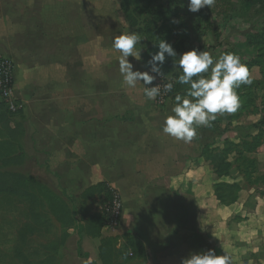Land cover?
I'll list each match as a JSON object with an SVG mask.
<instances>
[{"label":"crops","instance_id":"crops-1","mask_svg":"<svg viewBox=\"0 0 264 264\" xmlns=\"http://www.w3.org/2000/svg\"><path fill=\"white\" fill-rule=\"evenodd\" d=\"M93 1L102 0H0V56L13 63L15 96L23 105V158L14 169L34 160L36 172L43 176L41 170L47 167L50 173L45 171L44 177L78 198L90 187L105 186L91 198L102 194L106 202L111 199L109 214L113 200L121 198L123 212L116 227L107 221L97 236L83 232L78 238L79 251L95 264H102L104 238L114 241L110 264H123L120 250L129 243L135 249L126 264H182L192 253L209 249L224 254L218 231L224 233L223 224L248 210L244 199L221 205L213 192L220 180L202 157V144L163 132L176 104L172 97L156 104L141 93L127 122L108 123L107 93L97 84L106 79L102 64L107 47L101 28L107 25V15L100 6L92 11ZM78 100H95L94 108ZM194 142L197 147L189 152ZM208 209L211 217L205 219ZM245 222L250 227L252 219ZM92 223L86 218L78 225H96ZM114 227L115 233L102 235ZM237 229L252 237L248 228ZM205 233L210 238L207 250Z\"/></svg>","mask_w":264,"mask_h":264},{"label":"rangeland","instance_id":"rangeland-1","mask_svg":"<svg viewBox=\"0 0 264 264\" xmlns=\"http://www.w3.org/2000/svg\"><path fill=\"white\" fill-rule=\"evenodd\" d=\"M244 3L245 0H215V4L211 8L205 6L197 12H191L187 7L188 0H106V4L104 0L101 3L93 1L92 11L100 6L102 12L107 15V25L101 28L102 43H105L107 47L106 61L102 64V73L105 74L106 79L105 82L97 84L101 85V91L106 90L107 93L105 102L107 103L108 123L122 125L127 122L126 118L132 117L133 114L131 105L140 101L141 93H144L145 87H151L156 82L154 79L148 86L144 85L143 81L137 82L135 88H130L123 83L119 72L120 53L113 49L112 44L114 39L121 34L135 33L141 37L136 48L140 49V60L142 61L129 56L128 59L133 64V70L150 72L146 59L151 57V54L146 56L143 48L149 45L159 50L158 43L164 40L170 43L177 53L176 57L166 55L165 58L168 63L167 77L172 76V82L175 81L176 84L175 76L183 74L182 69L178 68L179 57L191 49L207 51L214 60H218L225 54H235L249 69L252 83L241 85L236 89L241 102L239 109L234 113L217 114V118L211 121L208 126L198 127L195 140L202 144L200 152L205 151L206 148L222 151L225 148L222 142L224 138L238 144L246 140L249 135H256L259 129L264 130V125H260L264 119V3L258 1L252 9H246ZM125 11L130 13L128 19L125 17ZM93 16L92 14V18ZM93 31L99 34V29ZM201 75L207 78L210 76V71ZM179 86H181V96L189 98L187 92L190 85L179 83ZM83 101L78 100L77 103L85 105L84 102L87 101L94 108L95 100ZM152 101L160 104L156 99ZM21 106L23 107L22 104ZM21 118L18 116L15 120L20 121ZM207 127L214 130H207ZM196 147L197 143L194 142L188 147V151L193 152ZM245 155L254 157L258 162L259 171L264 172V144L253 154ZM236 157L235 152H231L227 156V161L232 163V168L229 177H223L220 181L236 182L240 185L242 192H238L237 201L240 203V199L243 198L248 210L235 215L233 222L223 224L225 232L218 231L221 243L219 250L227 252L235 258L234 260L238 264H264V186L249 185L242 179L235 169L238 163L234 164L233 162ZM45 166L46 164L38 167ZM35 169L36 163L32 160L22 169L11 168L10 170L17 172L23 170L29 175L33 173L41 176ZM45 171L47 174L50 173L45 167V170L43 168L41 170L43 176L33 177L68 204L73 217L77 220L76 225L68 231L45 210L41 212L40 225L34 224L26 235L25 241L22 242L19 233L25 229L22 227L25 222L24 207L19 202H1L0 264H41L43 249L51 248L52 245H55L57 250L55 252L56 264H95V261L91 258L89 260L79 251L78 238H82L79 231L83 228H80L78 222L82 218L102 216L109 208L111 199L106 202L104 195L98 194L94 199L90 198L83 202L81 196L78 198L75 195V197L71 192L57 185L53 178L44 177L47 175ZM97 189L98 191L99 189L104 190L105 186H97ZM118 199L121 203L118 219L120 220L123 202L119 196ZM204 212L205 219L211 217V209ZM220 217L224 218V214ZM249 219H252L250 227L245 224V221ZM115 227L107 228L102 235H112L116 232ZM237 227L244 231L248 228L252 237L236 233L240 231ZM227 229H229V233H227ZM207 237L208 235L205 233V250H207L206 240L210 239ZM63 239L64 242L61 243ZM20 245L22 247L17 249V246ZM17 250L21 257L17 256ZM129 252L132 251L129 250Z\"/></svg>","mask_w":264,"mask_h":264},{"label":"trees","instance_id":"trees-1","mask_svg":"<svg viewBox=\"0 0 264 264\" xmlns=\"http://www.w3.org/2000/svg\"><path fill=\"white\" fill-rule=\"evenodd\" d=\"M258 1L264 3V0H245L244 6L246 9H252ZM125 17L128 19L130 13L125 11ZM158 51L159 50L154 46H151L144 54H146V56L147 54L152 55ZM150 58L151 57L149 56L147 60L149 61ZM161 72V75L154 73L156 75L155 80L161 81V84L164 86L168 84L173 85L172 90L167 91V97L175 99L176 95H181V86H179L178 82L179 76H175L177 84L175 81L172 82V76L167 77L168 63L166 60L161 66ZM21 114L22 109H19L17 112H11L7 105L0 100V203L19 202V204L24 207L25 222L22 227L25 229L19 233L21 241L23 242L34 224L38 226L40 225L39 221L41 220V212L45 210L53 215L55 220L67 229L75 226L77 220L73 217V213L68 204L37 181V179L30 175L27 176L10 170L11 168L20 166L23 158V128L21 122L15 120V118L21 116ZM260 125H264V119H262ZM222 142L225 146L222 151L206 148L205 151L200 152L202 157L208 162L216 180H221L223 177H229L232 163L227 161V156L231 152H235L237 157L233 162L234 164L238 163L235 169L242 179L249 185L264 186V172L259 171L257 160L252 156L245 155L253 154L264 144V130L259 129V132L256 135H249L246 140H243L238 144L229 142L228 138H224ZM97 186L85 190L81 195V199L84 201L93 197L95 193L98 192ZM239 191H241V188L236 182L227 183L219 181L213 185L214 195L218 202L223 206H229L235 203L238 200ZM88 219L93 220L95 223L92 224L96 225H79L80 228H83L79 232H84L85 234L95 237L99 234L102 225L104 223L106 224L109 220V212H104L100 217L94 216ZM64 239L61 243L64 242ZM113 246V239L104 238L101 240L99 257L102 264L111 263L114 255ZM134 246V243H129L125 247L123 246L124 250H120V254H123L124 256L123 264H126V261L131 260L132 256L130 255L129 250L133 252ZM21 247V245L19 247L17 246V249ZM43 251L44 252L42 253L44 254H41L43 255V258L40 263L56 264V246L52 245L51 248L45 247ZM18 252L19 250H17V256H20Z\"/></svg>","mask_w":264,"mask_h":264},{"label":"clouds","instance_id":"clouds-1","mask_svg":"<svg viewBox=\"0 0 264 264\" xmlns=\"http://www.w3.org/2000/svg\"><path fill=\"white\" fill-rule=\"evenodd\" d=\"M215 0H188V10L197 12L207 6L212 7ZM141 37L135 33H126L117 36L112 44L114 50L120 53L119 72L123 83L135 88L137 82L151 85L156 76L161 75V66L168 57H176L173 46L162 40L158 43L159 51L152 54L147 62L149 71L133 70V64L128 57L141 59L140 49L136 45ZM178 68L182 69L179 83L190 85L187 97L175 96L176 104L172 109L173 114L164 121L163 132L168 136L182 140L192 141L197 135V128L208 126L217 118V114L234 113L240 107V97L236 91L241 85H250L252 79L249 69L235 54L229 53L214 60L207 51L191 49L180 55ZM207 78L201 74L209 73ZM196 77L197 79H193ZM172 84L166 85V91H171ZM160 93L157 86L145 87L144 95L149 100H154ZM182 264H233L231 256L224 252L218 255L215 250L209 249L201 253H192L184 259Z\"/></svg>","mask_w":264,"mask_h":264},{"label":"built area","instance_id":"built-area-1","mask_svg":"<svg viewBox=\"0 0 264 264\" xmlns=\"http://www.w3.org/2000/svg\"><path fill=\"white\" fill-rule=\"evenodd\" d=\"M153 86L160 88L159 95L155 98L158 103H163L167 97L166 86L161 84V81L156 80ZM0 100L3 101L11 112H17L22 109L21 103L15 96L14 91V66L13 63L0 56ZM121 211V203L118 198L112 202L109 214V224L117 223Z\"/></svg>","mask_w":264,"mask_h":264}]
</instances>
